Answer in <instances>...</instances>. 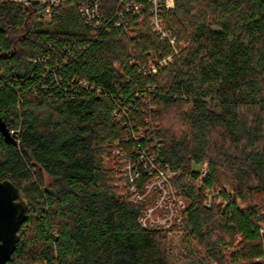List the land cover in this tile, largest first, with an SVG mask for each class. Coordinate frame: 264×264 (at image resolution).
Wrapping results in <instances>:
<instances>
[{
	"label": "trees",
	"instance_id": "1",
	"mask_svg": "<svg viewBox=\"0 0 264 264\" xmlns=\"http://www.w3.org/2000/svg\"><path fill=\"white\" fill-rule=\"evenodd\" d=\"M133 1L143 17L100 0L111 30L94 34L77 0L49 21L46 4L0 0V177L29 203L8 264H171L176 233L197 264H264V0H175L159 15L174 45ZM116 151L174 174L181 224L140 225L152 199L126 195Z\"/></svg>",
	"mask_w": 264,
	"mask_h": 264
},
{
	"label": "built area",
	"instance_id": "2",
	"mask_svg": "<svg viewBox=\"0 0 264 264\" xmlns=\"http://www.w3.org/2000/svg\"><path fill=\"white\" fill-rule=\"evenodd\" d=\"M13 3L24 4H46L47 11L53 7H58L70 0H43L41 2H34L32 0H4ZM78 11L85 24L93 30L96 34L100 29L110 32V24L102 13V4L100 0H77ZM120 8H124L127 13H132L137 17H143L146 11V6L134 2L133 0H116ZM150 4L151 17L149 21L151 25L157 30L158 35L168 39L172 45L175 44V39L166 30L160 22V12L162 9L170 8L172 2L170 0H147ZM124 9L118 10V21L114 26L124 27L125 23ZM178 52V51H177ZM149 69L155 72L156 67L149 64ZM1 75V73H0ZM117 114V113H116ZM10 135L19 138L20 131L12 130ZM118 156L117 161L123 166L122 176L128 180V192L126 195L131 197L135 203L145 202L147 199H152L151 205H148L139 218L140 225L145 229L170 230L176 224L182 223L183 212L187 207L186 201L179 195L178 191L172 185V178L174 174L167 169L162 168L157 162V156L152 153L146 156L139 154L136 160H128L126 155L121 151H116ZM140 168H143L151 177L144 185V192L140 193L136 186L141 178ZM207 175V164L201 170V176ZM205 205L211 207L213 204H220L221 193L216 190H207L204 194ZM227 206V202L223 203V207Z\"/></svg>",
	"mask_w": 264,
	"mask_h": 264
},
{
	"label": "water",
	"instance_id": "3",
	"mask_svg": "<svg viewBox=\"0 0 264 264\" xmlns=\"http://www.w3.org/2000/svg\"><path fill=\"white\" fill-rule=\"evenodd\" d=\"M0 132L8 137L0 116ZM29 203L10 180L0 177V264H8L20 241L19 232L28 219Z\"/></svg>",
	"mask_w": 264,
	"mask_h": 264
},
{
	"label": "rangeland",
	"instance_id": "4",
	"mask_svg": "<svg viewBox=\"0 0 264 264\" xmlns=\"http://www.w3.org/2000/svg\"><path fill=\"white\" fill-rule=\"evenodd\" d=\"M34 2H41L43 0H32ZM171 7L167 10H174L176 2L170 0ZM22 4V3H20ZM24 4V3H23ZM28 5V4H24ZM45 20H51V11L45 13ZM170 33V32H169ZM171 35V33H170ZM180 46L185 47V43H180ZM171 249V264H197L200 261V256L197 252V246L192 240H186L182 234H172L170 237Z\"/></svg>",
	"mask_w": 264,
	"mask_h": 264
}]
</instances>
